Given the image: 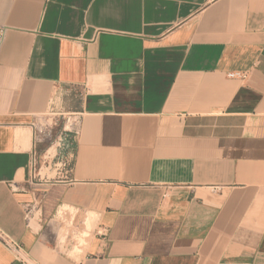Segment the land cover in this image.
Here are the masks:
<instances>
[{
    "label": "crops",
    "instance_id": "0c3cea01",
    "mask_svg": "<svg viewBox=\"0 0 264 264\" xmlns=\"http://www.w3.org/2000/svg\"><path fill=\"white\" fill-rule=\"evenodd\" d=\"M0 26V264H264V0H0ZM52 106L79 116L47 179Z\"/></svg>",
    "mask_w": 264,
    "mask_h": 264
},
{
    "label": "rangeland",
    "instance_id": "374dc122",
    "mask_svg": "<svg viewBox=\"0 0 264 264\" xmlns=\"http://www.w3.org/2000/svg\"><path fill=\"white\" fill-rule=\"evenodd\" d=\"M53 108L49 109L44 115L40 116L39 121V127L37 130L38 136L39 133L42 134V132H39V129L43 126H52L53 130L51 133V137L47 142H44L46 146L43 148L41 155L43 156L42 159H39L38 157H33L32 159V170L33 173H38V169L41 166V169L39 170V173L42 178L47 179H53L58 176L57 172L53 169L56 168H62L63 165L60 163L53 165L52 164V170H47L45 168L46 161L49 159H52V156L55 151V145L57 144L56 141H58V137L60 135L61 129H65L68 134H74L75 130L77 128V119H78V110L74 109L72 112L71 110L65 108V109H56V106H52ZM59 108V106H57ZM68 111V112H67ZM61 113V115H60ZM42 127V128H43ZM57 139V140H56ZM51 147V148H50ZM47 150V151H46ZM44 153V154H42Z\"/></svg>",
    "mask_w": 264,
    "mask_h": 264
},
{
    "label": "built area",
    "instance_id": "2783aa9c",
    "mask_svg": "<svg viewBox=\"0 0 264 264\" xmlns=\"http://www.w3.org/2000/svg\"><path fill=\"white\" fill-rule=\"evenodd\" d=\"M5 32H6V27L0 26V45L3 41L4 36H5ZM227 76L230 78L244 79L245 73L240 72V71H233V72H228ZM64 165H67L66 161H65ZM0 242L3 244V246L6 249H8L9 251H12L17 258L20 256L21 247H20L19 243H17L15 240H13L1 228H0Z\"/></svg>",
    "mask_w": 264,
    "mask_h": 264
},
{
    "label": "bare ground",
    "instance_id": "6f19581e",
    "mask_svg": "<svg viewBox=\"0 0 264 264\" xmlns=\"http://www.w3.org/2000/svg\"><path fill=\"white\" fill-rule=\"evenodd\" d=\"M27 135V134H26Z\"/></svg>",
    "mask_w": 264,
    "mask_h": 264
}]
</instances>
